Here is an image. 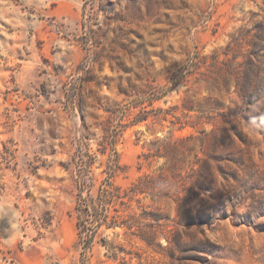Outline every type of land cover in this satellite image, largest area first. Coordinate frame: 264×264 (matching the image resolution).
<instances>
[{
    "label": "rangeland",
    "instance_id": "374dc122",
    "mask_svg": "<svg viewBox=\"0 0 264 264\" xmlns=\"http://www.w3.org/2000/svg\"><path fill=\"white\" fill-rule=\"evenodd\" d=\"M115 130L116 187L172 184L127 199L88 264H264V0H0V264H84L72 161L97 157V193ZM206 163L215 192L180 220Z\"/></svg>",
    "mask_w": 264,
    "mask_h": 264
},
{
    "label": "trees",
    "instance_id": "16d2710c",
    "mask_svg": "<svg viewBox=\"0 0 264 264\" xmlns=\"http://www.w3.org/2000/svg\"><path fill=\"white\" fill-rule=\"evenodd\" d=\"M195 60H197L196 57L191 61L195 62ZM195 65L194 63H190L187 66L190 67L188 70H191ZM184 73H181V78L184 77ZM245 75L246 80L249 81V74ZM250 81L253 82V78H250ZM179 130L182 131L183 128ZM117 132L115 130L114 134L112 133L111 135L112 140L109 144L112 146V149L108 151V148H105L102 152L103 155L107 156V161L105 165L103 163L100 164V167L104 166L101 172L103 179L100 181L97 193L95 190L99 180L94 175V164L97 161V157L91 156L88 149L82 143L73 157L72 164L76 171L78 183L75 212L79 236L82 239V243H84V252L82 254L84 264H88V251L91 244L94 243L100 228L103 226L113 230L118 228H128L131 230L133 228V223L125 221L120 215L129 208L126 202L127 199L131 201L134 197L140 195L168 197L170 193L165 187H168V184H172V182H169L164 177L146 176L140 179L128 191H123L122 188L115 186V179L122 172L120 155L114 147ZM80 138L83 141L87 137L82 134ZM180 143L183 144L184 139H175L174 135L171 134L165 141H154L149 149L153 151V154L145 157L147 160L150 158L173 160L179 153L178 147ZM215 186L216 177L211 172L210 164L206 163L200 170V175L195 182V188H188L186 193L185 191L178 192L174 196L179 219L183 221L187 220V217L191 216L190 210L199 211V207L203 205L201 194L209 193L213 195ZM192 197H196L197 203H193Z\"/></svg>",
    "mask_w": 264,
    "mask_h": 264
}]
</instances>
